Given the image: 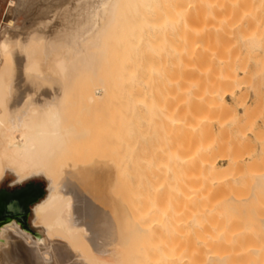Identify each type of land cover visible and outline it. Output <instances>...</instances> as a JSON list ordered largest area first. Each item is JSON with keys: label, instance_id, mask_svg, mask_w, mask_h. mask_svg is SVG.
<instances>
[{"label": "bare ground", "instance_id": "bare-ground-1", "mask_svg": "<svg viewBox=\"0 0 264 264\" xmlns=\"http://www.w3.org/2000/svg\"><path fill=\"white\" fill-rule=\"evenodd\" d=\"M9 7L10 21L0 38V183L8 175L14 183L42 177L47 188L31 210L37 236L17 222L0 228V264H130L125 256L129 250L135 260L142 254L151 264H254L259 252L264 264V233L256 247L253 234L240 225L245 212L239 213L242 203L260 197L264 169L238 167L251 139L264 152V129L257 126L256 109L251 113L237 92L249 82L238 79L241 73L264 75V52L257 51L264 46V0H11ZM246 35L251 43H245ZM81 77L92 85L85 98L90 118L77 128V119L75 124L67 118L66 105L70 88ZM127 96L136 103L140 96L146 145L168 125L173 165L186 176L187 185L178 184L185 197L176 193V198L190 209L187 236L181 234L185 229L181 232L178 218L185 216L172 215L175 206L169 210L175 219L161 204L151 212H160L159 218L151 216L148 206L149 217H142L144 208L137 207L143 210L138 213L132 206L136 196L131 198L129 190L135 186H129L126 157L134 143L123 132L130 113L119 111H130L123 101ZM109 99L119 101L109 105L112 119L96 117ZM115 111L126 116L115 119ZM112 124L118 125L115 131ZM161 177L155 181L162 183ZM242 185L245 194L237 192ZM106 197L114 200L121 216L123 210L136 212L129 210L133 215L128 211L122 219L126 239L114 252L99 244L111 233L113 240L119 239ZM251 211L246 221H253ZM134 214L147 218L135 219ZM166 220L177 226L171 224L180 238ZM168 235L175 236L168 238L172 242ZM147 236L158 244L151 246ZM143 238L145 248L150 243L145 250Z\"/></svg>", "mask_w": 264, "mask_h": 264}, {"label": "rangeland", "instance_id": "rangeland-1", "mask_svg": "<svg viewBox=\"0 0 264 264\" xmlns=\"http://www.w3.org/2000/svg\"><path fill=\"white\" fill-rule=\"evenodd\" d=\"M10 1L11 0H0V38H1V35H2V31H4L6 28H7V26H8V24H9V21H10V19H9V11H10V7H9V5H10ZM98 8V7H97ZM264 15V14H263ZM13 19V18H12ZM15 21H16V19H15ZM17 22V21H16ZM22 21L21 20H19L18 21V23H21ZM247 31V30H246ZM264 33V29H261V33ZM247 33V32H246ZM261 35V34H260ZM248 36L249 35H246L245 36V39H246V42L245 43H247L248 41L250 42V39L251 38H248ZM260 37H264V35H261ZM262 40H263V38H261ZM261 40V41H262ZM248 42V43H249ZM252 42H253V40H252ZM242 44H243V41L241 42ZM251 43V42H250ZM263 43H264V40H263ZM263 43L262 44H260V45H262L263 46ZM241 44V45H242ZM241 45H239V46H241ZM243 46V45H242ZM254 46V48L256 47L255 45H253ZM264 47V46H263ZM263 47H258L257 49V51L258 52H260L261 54H262V49H263V52H264V48ZM260 48V49H259ZM245 73H241L240 74V78H238V79H243L242 78V76L243 77H246V80L248 79L249 80V82L251 81V79H254L255 80V85H257L258 83L257 82H259L258 80H260V84L258 85V87H259V90H260V93L262 92V98H260L259 99V97H261V96H259V90L256 92V91H254V90H257V88H255V85H253L252 83H253V81H251L250 83L248 82H246L245 84H248V86H246L245 84H243V85H245V86H243L242 85V87L241 86H239V87H237V92H238V96L240 95V97H241V99L242 98H244L243 100L247 103L246 104V107H248L249 105V107H248V109L250 110V112L251 111H253V110H255L256 109V114H255V116L257 117V126H259V124H260V126L259 127H261L262 129H264V125L262 124L263 123V121H264V116H263V114H264V75H260V76H255V77H252V75L249 73H247L248 75H244ZM251 75V76H250ZM252 77V78H251ZM259 77V78H258ZM244 80V79H243ZM242 81V80H241ZM243 82V81H242ZM263 82V83H262ZM162 84V83H161ZM249 84H250V86H249ZM160 85V84H159ZM159 87V86H158ZM162 87H163V85H162ZM159 88H160V90H159ZM158 88V90H159V92L160 91H162V89L163 88H161V86ZM114 90V89H113ZM247 90V91H246ZM263 90V91H262ZM91 91H92V85H91V83H90V81H89V79H88V77L87 78H85V77H81V78H79L76 82H75V85L73 86V87H71L70 88V90H69V95H70V97H69V95H68V99H69V101H68V99H67V105H66V107H68L69 108V111L68 110H66V109H68V108H66L65 110H66V115H67V118H69V120L70 121H72V122H74L75 124H76V119H77V124H76V127L78 128H81V127H83L84 125H85V123L87 122V117H89L90 118V115L88 114V111L85 109L87 106H85L86 105V101H85V98L87 97V95H89L90 93H91ZM115 91H120L118 88H116L115 89ZM134 91H136V90H134ZM244 91V92H243ZM248 92V93H246V92ZM89 93V94H88ZM119 93H122V92H119ZM245 95H243V94ZM249 94V95H247L246 96V94ZM160 94H161V92H160ZM256 94V95H255ZM114 95V94H113ZM122 95V94H121ZM134 96L135 95H139L138 93H135V94H133ZM243 96V97H242ZM256 96V97H255ZM129 102L131 101V100H129V98H128V96L127 97H125ZM124 98V99H125ZM251 98V99H250ZM122 100H123V98H121ZM123 100V101H125L126 103H127V106L129 107V106H131V109H130V111H128L129 109L127 108V110L126 109H121V110H119V111H122V112H125V114L127 115L128 113H130V114H128L127 116L130 118V120H129V124H128V128L126 129L125 127H124V129H123V132H125L124 130H127V132H125L126 134V139H129V141L128 142H130L129 144H131V141L133 140V145H132V147H130V148H132V150L130 149L129 151H128V156L126 157V161H128L127 163H128V175H129V186H132V187H134V194H132V192H133V190H131L132 188L130 187V190H129V194L131 193V198H132V196L133 197H135L136 198V200H135V198L134 199H131V200H133L134 202H136L135 203V205H132V204H134V203H131V200L129 199V202L131 203V205L132 206H136V208L138 207V208H140V207H142V208H144L143 210H144V212H142V213H144L143 215H142V217L143 216H147V217H149L150 215V213L151 212H155L156 210H155V208H156V206H157V209L159 210L160 209V204H161V208H163V210L165 209V210H168V213H169V210H172L173 208H174V206L176 207V210H181L182 212V214L180 213L179 214V211H174V209H173V216L176 218V216L178 217V216H185V218L186 217H188L187 215H189L190 214V212H189V208L187 209V207H185L186 205H182L183 204V199L182 198H180V200H178L179 198H176V196L178 195V194H181V192H180V189H181V191H182V187H183V183H180L181 181L182 182H184V185H185V180H186V176H185V171L183 170V169H179V168H176L174 165H173V162H172V151H170V150H172L171 148H172V141H171V143L169 142L170 141V139H169V137H170V133L169 132H167V127H168V125H167V127H166V129H165V131L163 130L164 128H163V126H161V128H163V129H159V131H158V133L157 134H155L154 136H152V139H151V137H150V139H149V142H148V144L146 145L145 144V142H144V135H142V133L144 134V132L142 131L143 130V128H144V122L142 121L143 119H142V115H141V112H142V106H141V99H140V96H138V100H139V102L138 103H136L137 102V100H136V102H134L135 100H132L130 103H131V105H130V103L129 102H127V100ZM249 99V100H248ZM248 100V101H247ZM261 101V103H260V107H262V108H260V109H258L257 108V106H259V102ZM107 101V102H106ZM106 101H104L102 104H101V106L99 107L100 108V110L99 111H95V114H96V117H105V119H106V117L108 118V117H110V119H112V117H111V114H112V111H113V109H111L110 110V108L111 107H113L114 106V103L113 102H115V103H119V101L118 100H112V99H109V101L108 100H106ZM113 101V102H112ZM121 101V100H120ZM263 101V102H262ZM258 103V105H257V103ZM118 103H117V105H118ZM122 103V102H121ZM121 103H120V107L119 108H121L122 106H124L123 105V103H122V105H121ZM128 103H129V105H128ZM135 103H136V105H135ZM139 103H140V105H139ZM262 103H263V105H262ZM103 105V106H102ZM111 107H110V106ZM135 105V106H134ZM256 105V106H255ZM262 105V106H261ZM255 106V107H254ZM75 107V108H74ZM115 107V106H114ZM82 108V109H81ZM104 108H105V110H104ZM255 108V109H254ZM102 109V110H101ZM260 110V111H259ZM140 111V112H139ZM239 111L240 112H242L243 110H241L240 108H239ZM262 111H263V114H262ZM106 114H105V113ZM122 112H117V111H115V113H114V115L113 116H116V118L115 117H113V118H115V119H117L118 118V120H120V118H122V117H120V116H122V114H124V113H122ZM252 113V112H251ZM254 113H255V111H254ZM260 113V114H259ZM69 114V115H68ZM116 114V115H115ZM123 115V116H126V115ZM107 115V116H106ZM69 116V117H68ZM253 116H254V114H253ZM263 116V117H262ZM73 118V120H72V118ZM131 117H132V119H131ZM259 117V118H258ZM71 118V119H70ZM82 118V119H81ZM261 118V119H260ZM137 119V120H136ZM85 120V121H84ZM80 121V122H79ZM262 122V123H261ZM83 125H82V124ZM78 125V126H77ZM80 125H82V126H80ZM116 125L117 124H112L111 126V129H112V131H115L114 130V128L116 127ZM262 125V126H261ZM142 126H143V128H142ZM117 127H118V125H117ZM116 127V128H117ZM138 127V128H137ZM141 128V129H140ZM215 128H217V127H215ZM217 130V129H216ZM142 131V132H141ZM162 133V134H161ZM114 133H112L111 134V136L113 135ZM159 134H161L160 136H159ZM165 134H167V135H165ZM156 135H157V137H156ZM164 135V136H163ZM167 136V137H166ZM169 136V137H168ZM113 137V140H114V135L112 136ZM157 138L159 139L158 141H157ZM184 138V137H183ZM182 138V139H183ZM172 140V139H171ZM183 140H185V138L183 139ZM135 141V142H134ZM160 141V142H159ZM164 143H163V142ZM251 141H252V143H250L249 145H248V147L246 148V150H245V152H243V154L240 156V161H239V164H238V167L240 166V167H248V168H255V169H257V170H263L264 169V152L263 151H261V149H260V143H257V142H254V139H251ZM157 143V144H156ZM156 144V145H155ZM135 145V146H134ZM160 145H162V146H160ZM168 145V146H167ZM131 146V145H130ZM134 146V147H133ZM144 146V147H143ZM163 146H164V149H163V151H162V148H163ZM170 146V147H169ZM177 146V145H176ZM174 147H175V145H174ZM145 149V150H144ZM160 149V150H159ZM176 149V148H175ZM175 149H174V151H175ZM157 150V151H156ZM158 150H159V152H158ZM169 150V152H167ZM177 150V149H176ZM147 151V152H146ZM162 151V152H161ZM155 152H157V154L159 155L158 157H157V154H156V156H155V153H154V156H152L153 155V153ZM166 152V153H165ZM141 153H143V154H141ZM145 153H147L146 155H145ZM143 155V156H142ZM161 155H163V157H161ZM138 156V157H137ZM147 157L146 159H148V161L147 160H145L144 161V158L145 157ZM144 157V158H143ZM153 157V158H152ZM141 158H142V160H141ZM154 158H155V160H154ZM158 158L159 159H161V160H158ZM156 161V162H155ZM167 164H166V163ZM157 163V164H156ZM161 163V164H160ZM220 163H224V164H226L225 162H220ZM140 165V166H139ZM150 165V166H149ZM157 165H159L158 167H157ZM174 166V167H173ZM152 167V168H151ZM160 167V168H159ZM161 167H163V168H161ZM142 168V169H141ZM158 168V169H157ZM169 168V169H168ZM153 169V170H152ZM164 169H166L165 171L167 172V173H165V171H163ZM146 170H148V172L150 173V175H149V178H148V175H147V171ZM153 171L152 173H151V171ZM170 170H171V172H170ZM146 171V172H145ZM156 171V172H155ZM155 172V173H154ZM157 172H160V173H157ZM144 173V174H143ZM148 173V174H149ZM157 173V174H156ZM156 174V175H155ZM155 175V176H154ZM158 175V176H157ZM160 176H162L161 178H162V183L160 182L161 181V179H160V181L158 182V181H155V180H159V177ZM163 177H164V179H163ZM151 178V179H150ZM137 179V180H136ZM149 179V180H148ZM149 182H148V181ZM14 181H15V178L12 176V175H8L6 178H5V180L2 182V183H0V185H2V184H5V183H9V184H15V187H20V186H23V185H25V184H27V183H39V184H41L42 186H43V196L45 195V193H46V188H47V182H46V180H44L42 177H36V178H32V179H29V180H27V181H25V182H23V183H14ZM151 182V183H150ZM168 182V183H167ZM169 182H170V184H169ZM135 183V184H134ZM157 183H158V185H157ZM180 183V184H179ZM187 183V182H186ZM134 184V185H133ZM147 187V189H146V187L144 186V185ZM165 184V185H164ZM180 186H182V187H180L179 188V185ZM182 184V185H181ZM153 185H154V187H153ZM176 185H178L177 187H176ZM187 185V184H186ZM185 185V186H186ZM173 186V187H172ZM175 186V187H174ZM160 187V188H159ZM138 188H140V189H138ZM148 188H150V189H148ZM154 188H156V189H154ZM164 188H166L165 190L166 191H164V194H159ZM169 188V189H168ZM171 188L173 189V191L171 190ZM185 188V187H184ZM152 189V190H151ZM160 191H159V190ZM178 191V192H176V190ZM179 189V190H178ZM139 190H141L142 192H136V191H139ZM147 190V191H146ZM148 190H150V191H148ZM153 190H156V191H154L155 193H153L152 191ZM169 190H171V191H169ZM246 190H247V187L245 186V185H242L241 187H239V188H237V192L238 193H240V194H245V192H246ZM132 191V192H131ZM175 191V192H174ZM251 191V190H250ZM258 191V190H257ZM148 192H149V194H151V193H153L154 194V196L151 194V196L150 195H148ZM158 192V193H157ZM171 192V193H170ZM180 192V193H179ZM185 192V189H184V191H183V193ZM259 192H260V197H258V200H256L257 198L255 197V199L253 198L252 200H250V201H248L247 202V204H246V202L245 203H242L241 205H242V207H243V209H241V206L239 205V207H240V209L241 210H239V213H241V214H243L244 212H245V218L243 217H240L241 219H243V221H242V223L240 222V225H242V229L244 228L245 230H247L246 232H248V231H250V234H253V236H254V238H253V240L255 241V245H256V247H257V245L261 242V236H260V234L259 233H264V231H262L263 229H264V222H262L263 220V218H261V217H264V188L263 189H260L259 190ZM136 193V194H135ZM138 193H139V195H138ZM141 193V194H140ZM175 195H173V194ZM176 193H177V195H176ZM181 194L182 195V197H185V195L184 194ZM186 193V192H185ZM158 194V195H157ZM168 196H167V195ZM259 194V193H258ZM258 194H257V196H258ZM142 195V196H141ZM147 195V196H146ZM161 195H165V197H163V196H161ZM139 197V199H138V197ZM157 197L158 196V198H157V201L155 200L156 198H153V197ZM160 196L162 197V199H160ZM180 195H178L177 197H179ZM148 197V198H147ZM171 197H173V198H171ZM181 197V196H180ZM43 198V197H42ZM151 198V199H150ZM166 198V199H165ZM167 198H169V199H167ZM41 199V198H40ZM158 199L160 200L159 202L160 203H157L158 202ZM177 199V200H176ZM185 199V198H184ZM106 200H107V202H108V204H110L111 206V208H112V212L111 211H109V216H110V218L112 219L113 218V220H115V223H116V226H117V235H118V237H119V239H116V240H113V238H112V233L110 234V235H108V237H109V239H107V240H104V239H101L100 241H99V244L100 245H103V246H105V250H107V251H116L117 249H118V245H119V243L121 242V243H123V245H124V240L126 239L125 237H124V235H125V233L123 232V230H122V227H123V222H122V219H124V216H128V214L129 215H133L129 210H132L133 212L135 211V209L133 208V207H131V208H133V209H129L128 211H129V213H128V211H127V213H126V211L125 210H123L124 211V213H123V215L121 216L117 211H116V206H115V202H114V200H111L109 197H106ZM139 200V201H138ZM155 200V201H154ZM163 200V201H162ZM165 200V201H164ZM170 202H169V201ZM175 200V201H174ZM182 200V201H181ZM253 200L256 202H253ZM139 203H138V202ZM162 201V202H161ZM173 203H172V202ZM177 201V202H176ZM128 202V203H129ZM164 202H166V203H164ZM174 202H176V204L174 203ZM258 202V203H257ZM168 203V204H167ZM171 203H172V205L173 206H171ZM177 203H178V205H177ZM256 204L255 205V208H252L251 209V207H253V205L254 204ZM152 204V205H151ZM164 204H166L164 207H163V205ZM129 205V204H128ZM130 205V206H131ZM150 205V206H149ZM168 205V206H167ZM257 205L259 206V207H257ZM129 206V207H130ZM144 206H146V207H144ZM147 206H148V209L150 208V213H148L147 215H146V208H147ZM155 206V207H154ZM166 206L168 207V209L166 208ZM151 207L153 208L152 210L153 211H151ZM180 209H179V208ZM249 207V209L250 210H248L247 208ZM257 207V208H256ZM138 208H137V210H136V212H138ZM170 208H172V209H170ZM178 208V209H177ZM182 208V209H181ZM126 209V208H125ZM127 209H128V207H127ZM143 210H141L140 209V211H143ZM155 210V211H154ZM187 210V211H186ZM252 210V211H251ZM140 211L138 212V213H140ZM241 211V212H240ZM250 211H251V215L253 216V221L252 222H249V220H250V217L251 216H249L250 214ZM136 212H134L135 214H136ZM171 213H172V211H170ZM175 212H177V213H175ZM187 212H189L188 214H186ZM246 212H248V213H246ZM252 212H254V213H252ZM239 213H237V216H239L238 214ZM134 214V218L135 219H139L138 218V216H136ZM155 214V213H154ZM153 213H151V216H155L156 218H159L158 217V215H160V212H158V214H155L154 215ZM186 214V215H185ZM241 214H240V216H241ZM248 214V215H247ZM254 214V215H253ZM137 215H139L140 216V214H137ZM149 215V216H148ZM169 215H170V213H169ZM172 215H170L169 217L170 218H174ZM249 216V220L248 221H246V217L247 216ZM167 213H166V218H167ZM147 217H145V219L147 218ZM161 217V216H160ZM141 218V217H140ZM169 218V219H170ZM174 218V219H175ZM179 219H180V224L179 225H181V232H183V230L185 229V224H186V220H187V218L186 219H184V220H182L183 218L182 217H178ZM144 218H143V220H145ZM168 219V218H167ZM168 219V220H169ZM252 219V218H251ZM261 219V220H260ZM33 220V215H32V213H30L29 214V228L31 229V230H33V231H35V232H37V230L35 229V228H33V225H32V221ZM139 220H142V219H139ZM142 220V221H143ZM150 220H151V217H150ZM168 220H166L168 223H166L167 225L166 226H168L170 223H169V221ZM183 222H182V221ZM238 220H240L239 219V217H237V222H239ZM149 221V219L147 220V222ZM173 221V219H171V221L170 222H172ZM139 222V221H138ZM146 222V223H147ZM175 222V221H174ZM153 223V222H152ZM151 223V224H152ZM176 223V222H175ZM261 223H263L262 224V226H263V229H262V226H261V231L259 232L258 230H257V228H258V226H259V224H261ZM148 224H150V223H148ZM172 224V223H171ZM170 224V225H171ZM169 225V226H170ZM173 225V224H172ZM172 225H171V230L174 228V227H172ZM175 225V224H174ZM173 225V226H174ZM178 225V224H177ZM238 225V224H237ZM156 226V225H155ZM154 226V227H155ZM158 226V225H157ZM156 226V227H157ZM176 226V225H175ZM177 227V226H176ZM184 229H183V228ZM199 227V226H198ZM198 227H197V229H198ZM166 228H170V227H166ZM178 228H179V226H178ZM156 229V228H155ZM157 229L158 230H156V231H159L158 233L160 234V236L162 235H164L165 233L163 232L162 233V231H161V233H160V230H162V229H160V228H158L157 227ZM168 229H166V230H168ZM156 231H154L156 234H157V236H158V233L156 232ZM165 231V230H164ZM179 231H180V229H179ZM242 231H244V230H241V232ZM257 231H258V233H257ZM167 232V231H166ZM172 232H175L174 234H176V230L174 231V229H173V231ZM187 231H186V229L184 230V233H181L182 235H184L185 233H186ZM38 233V232H37ZM153 233V232H152ZM169 233H170V231H169ZM179 233L180 232H178L177 234H176V236H179V238H180V235H179ZM244 233V232H243ZM249 233V232H248ZM172 234V233H171ZM193 235H194V233H192ZM191 234V235H192ZM261 234V235H262ZM150 237H152V234L150 233ZM173 235V234H172ZM193 235H192V237H193ZM159 236V237H160ZM166 236H167V234H166ZM165 236V237H166ZM185 236H187V233H186V235ZM195 236V235H194ZM147 237H149V236H147ZM147 237H145L146 239H147ZM150 237L148 238V240L150 239ZM158 237V238H159ZM164 237V236H163ZM170 237H175V236H169L168 235V237H167V239L168 238H170ZM183 237L184 236H181V242H186V240L185 241H182L183 240ZM196 237V236H195ZM145 238H143V239H141L140 240V246L142 247V242L144 241V239ZM153 238V237H152ZM157 237H155V234H154V240L156 239ZM197 238V237H196ZM196 238H195V240H196ZM161 239H162V241H164V238H162V237H160V240H158L159 241V243L161 244L162 243V241H161ZM171 239V238H170ZM170 239H168V241H170ZM174 239H178V237L177 238H174ZM184 239H187L186 237H184ZM193 239V238H192ZM154 240H153V242H154ZM165 240H166V238H165ZM194 240V239H193ZM145 241H147V240H145ZM157 240H155V242H156ZM173 240H171L170 242H172ZM179 241V243H180V239L179 240H177V242ZM197 241L199 242L200 240L197 238ZM149 242L150 243H152L151 242V240H149ZM148 242V243H149ZM165 242V241H164ZM167 242V241H166ZM176 242V243H177ZM144 243V242H143ZM150 243L149 244H147V247H148V245H150ZM106 244V245H105ZM146 243H144V245H143V249L145 250V249H147V247L145 248L144 246H146L145 245ZM153 244H155V243H152L151 244V246L153 245ZM158 244V243H157ZM157 244H155V245H157ZM163 244V243H162ZM165 244H169V243H165ZM172 244V243H171ZM150 247V246H149ZM148 247V248H149ZM154 248H155V246H154ZM153 248V249H154ZM150 249H152V248H150ZM129 253V254H128ZM127 258H128V260H129V262L131 261V263L130 264H151V262H150V260H149V258H147V259H144V257H143V255L142 254H140L137 258H136V260L134 259L135 258V256H133L132 254H131V252H130V250L129 251H126V255H125ZM65 258L64 257H62L61 258V261H63V262H65ZM132 260L134 261V262H132ZM253 263L254 264H260L261 263V255H260V252L259 253H256L255 255H254V260H253Z\"/></svg>", "mask_w": 264, "mask_h": 264}, {"label": "flooded vegetation", "instance_id": "flooded-vegetation-1", "mask_svg": "<svg viewBox=\"0 0 264 264\" xmlns=\"http://www.w3.org/2000/svg\"><path fill=\"white\" fill-rule=\"evenodd\" d=\"M28 188H35L37 193L43 192V186L39 183H27L20 187L15 184L5 183L0 185V228L10 222H17L23 229H26L37 236V232L29 228V214L33 204H27L24 201L17 202V196Z\"/></svg>", "mask_w": 264, "mask_h": 264}, {"label": "water", "instance_id": "water-1", "mask_svg": "<svg viewBox=\"0 0 264 264\" xmlns=\"http://www.w3.org/2000/svg\"><path fill=\"white\" fill-rule=\"evenodd\" d=\"M43 197V192L42 193H37L35 188H28L25 191L21 192L16 200L17 202H22L24 201L27 204H33L38 201V199Z\"/></svg>", "mask_w": 264, "mask_h": 264}]
</instances>
